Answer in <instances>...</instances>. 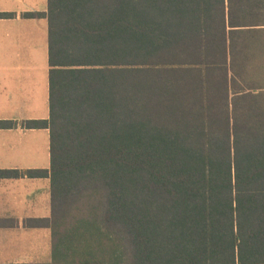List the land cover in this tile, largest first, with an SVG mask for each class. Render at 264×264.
<instances>
[{
	"label": "trees",
	"instance_id": "trees-1",
	"mask_svg": "<svg viewBox=\"0 0 264 264\" xmlns=\"http://www.w3.org/2000/svg\"><path fill=\"white\" fill-rule=\"evenodd\" d=\"M48 0V264H264V22L241 0ZM14 13H0V18ZM16 126L0 120V129ZM41 264V263H10Z\"/></svg>",
	"mask_w": 264,
	"mask_h": 264
},
{
	"label": "crops",
	"instance_id": "crops-1",
	"mask_svg": "<svg viewBox=\"0 0 264 264\" xmlns=\"http://www.w3.org/2000/svg\"><path fill=\"white\" fill-rule=\"evenodd\" d=\"M255 1L253 8L244 6L245 15L264 22L262 0ZM28 12L47 13L48 0H0V13L15 14L0 18V120L16 123L13 128L0 129V169L49 170L51 165L50 129L24 124L50 119L49 21L45 15L24 16ZM46 158L50 160L47 165ZM41 185L51 193L50 176L0 179L1 235L12 230L32 236L48 229L52 245L50 228L24 226L27 219L51 216V201L47 212L46 198L44 213L40 194L35 192ZM5 248L0 246V262L5 260Z\"/></svg>",
	"mask_w": 264,
	"mask_h": 264
},
{
	"label": "rangeland",
	"instance_id": "rangeland-1",
	"mask_svg": "<svg viewBox=\"0 0 264 264\" xmlns=\"http://www.w3.org/2000/svg\"><path fill=\"white\" fill-rule=\"evenodd\" d=\"M264 0L259 2L261 6H264ZM255 0H247L244 2V6L247 8H253L257 3ZM239 5L240 3H236ZM47 148L45 149L47 157ZM48 161V162H47ZM49 159H45V164L49 163ZM12 190V188H10ZM35 192L40 194V202L42 204L41 209L45 213L50 212L51 193L48 191V187L41 185L35 189ZM47 198V209L45 206ZM46 209V210H45ZM45 210V211H44ZM6 245L5 260L0 264L10 263H41L48 264L52 260V245H51V232L50 230H39V233L32 236H23L22 233L17 231H7L4 234H0V246Z\"/></svg>",
	"mask_w": 264,
	"mask_h": 264
}]
</instances>
